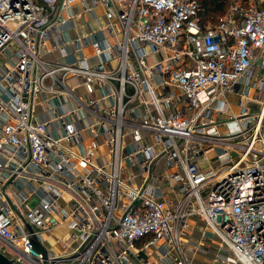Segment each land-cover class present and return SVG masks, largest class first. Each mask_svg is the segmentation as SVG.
I'll return each mask as SVG.
<instances>
[{"label": "built area", "instance_id": "1", "mask_svg": "<svg viewBox=\"0 0 264 264\" xmlns=\"http://www.w3.org/2000/svg\"><path fill=\"white\" fill-rule=\"evenodd\" d=\"M225 1L205 25L197 0H0V180L13 189L0 238L12 257L192 264L195 230L201 247L264 264V0ZM78 3L97 25L96 61L61 38ZM232 95L238 111L217 122ZM59 228L54 253L45 235Z\"/></svg>", "mask_w": 264, "mask_h": 264}, {"label": "crops", "instance_id": "2", "mask_svg": "<svg viewBox=\"0 0 264 264\" xmlns=\"http://www.w3.org/2000/svg\"><path fill=\"white\" fill-rule=\"evenodd\" d=\"M84 7H85L84 4L78 3L72 9L74 13L76 14L79 13V15L78 16L76 15L72 19V22L66 26L67 28L65 30V34H62L61 38L65 40L69 39L70 49L73 51L75 50L77 39H80L83 43L84 54L88 57H92L93 58L92 61L93 60L96 61L95 58L97 57H93L94 51L91 49L90 39H88L87 37H88V34L97 31V28H96L97 25L94 21H91L90 16L84 12ZM94 36L95 37H90V38H94L95 40H101L106 35L103 33L102 34L100 33V34H95ZM114 36H115L114 33H112V36H110V39L112 41H114L115 39ZM54 54L55 53H46L44 57L45 59H49V58L53 59V57H57V56L59 57L58 53H56L57 56H55ZM106 67L112 70L115 68V63L109 61ZM230 100L232 102V110L236 108V111H238L237 98L234 95H232L230 97ZM38 110L39 112L41 111L46 112L45 115L49 116V113L47 111V104L40 102L39 107H37V111ZM219 127L221 128L222 131L225 130L224 126L219 125ZM215 154L216 152L213 151L209 154V157H213ZM12 190L13 189L10 184L4 185L0 180V191H3L4 193L3 196L0 195V203L4 202L3 200H6L7 198L8 200L12 198ZM190 232L192 234V237L190 235L188 238L185 239V243H184L186 256L188 257V259H190L192 264H210V259L208 257L207 258L205 257V245L204 247L197 245L201 239V235H202L201 232L195 233L196 232L195 230L193 231L190 230ZM65 233H66V230L64 228H59V229L54 230L52 233L45 235L47 247L54 253H58L61 251L60 249L61 245L59 242L60 241L59 238L64 237ZM235 264H238V263H235Z\"/></svg>", "mask_w": 264, "mask_h": 264}, {"label": "rangeland", "instance_id": "3", "mask_svg": "<svg viewBox=\"0 0 264 264\" xmlns=\"http://www.w3.org/2000/svg\"><path fill=\"white\" fill-rule=\"evenodd\" d=\"M232 112L235 113L236 108L233 111L231 110V112H229V113L223 112L222 114L216 115L215 120L217 122L224 121L225 119L229 118L230 115H232ZM21 212L23 215H25L26 208L24 206L21 207ZM195 233H197V232H195ZM194 238H196V237H194ZM0 250L3 251L9 257H12L15 255L10 249L5 247L2 243H0ZM220 254H222V256H219ZM205 257L206 258L208 257L210 259V264H235L236 263L232 254L226 249H223L220 252L219 251V245L213 243L212 239H205Z\"/></svg>", "mask_w": 264, "mask_h": 264}, {"label": "trees", "instance_id": "4", "mask_svg": "<svg viewBox=\"0 0 264 264\" xmlns=\"http://www.w3.org/2000/svg\"><path fill=\"white\" fill-rule=\"evenodd\" d=\"M201 11L200 16L203 24H213L218 17L224 15L229 7L225 0H197Z\"/></svg>", "mask_w": 264, "mask_h": 264}, {"label": "water", "instance_id": "5", "mask_svg": "<svg viewBox=\"0 0 264 264\" xmlns=\"http://www.w3.org/2000/svg\"><path fill=\"white\" fill-rule=\"evenodd\" d=\"M27 228L30 231L32 230L29 224H27ZM0 243L7 246V243L1 238H0ZM31 243L33 245V249L37 253H41L44 256V258H47V250L36 237L32 238ZM0 264H23V263L17 258L9 257L3 251L0 250Z\"/></svg>", "mask_w": 264, "mask_h": 264}]
</instances>
